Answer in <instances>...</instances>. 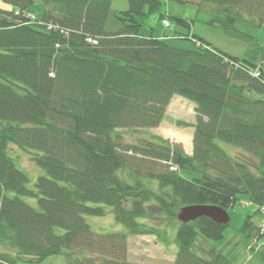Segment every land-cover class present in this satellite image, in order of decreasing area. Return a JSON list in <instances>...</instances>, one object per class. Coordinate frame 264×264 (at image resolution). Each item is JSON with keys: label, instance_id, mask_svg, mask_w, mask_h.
Returning a JSON list of instances; mask_svg holds the SVG:
<instances>
[{"label": "trees", "instance_id": "1", "mask_svg": "<svg viewBox=\"0 0 264 264\" xmlns=\"http://www.w3.org/2000/svg\"><path fill=\"white\" fill-rule=\"evenodd\" d=\"M1 1L17 11L0 9V264H132L128 236L166 234L149 215L228 212L240 198L264 209V45L242 28L264 27V0H177L210 5L207 23L244 46L238 56L197 37L183 50L140 34L159 0H127L118 13L112 0H37L39 19L26 14L35 0ZM175 95L195 105V123L178 122L194 129L191 154L158 136L122 142L120 130L159 126ZM11 145L34 153L44 174L32 187ZM108 212L112 232L85 220ZM229 226L179 222L173 264H236L234 248L215 245ZM240 231L264 240L249 216ZM257 252L264 262V244Z\"/></svg>", "mask_w": 264, "mask_h": 264}, {"label": "rangeland", "instance_id": "2", "mask_svg": "<svg viewBox=\"0 0 264 264\" xmlns=\"http://www.w3.org/2000/svg\"><path fill=\"white\" fill-rule=\"evenodd\" d=\"M159 1L161 2L160 10L144 20L140 27V34L144 36L152 35L160 39L162 36H165L168 38L165 40L169 45L183 50L196 49L195 43L197 41L194 38L197 37L204 39L213 47L229 54L237 56L242 54L244 50L243 45L225 36L219 28L212 27L207 23L210 19V10L212 8L210 5H199L194 2H181L177 0ZM111 8L117 13L124 11L127 9V0H112ZM0 9L4 11H17L16 7L1 0ZM41 13L42 7L37 0L26 10V14L36 19L41 17ZM159 14L181 18L188 22L189 27L180 24L173 18L165 17L171 24L169 28H165ZM242 28L257 36L260 43L264 45V27L256 30L244 26ZM259 98L264 100V95H260ZM192 104V102L175 95L167 108L164 121L161 125L156 128L142 129L135 133L128 130H120V134L123 137L122 142L136 144L138 139L151 140L152 136H158L167 139L170 143L180 144L187 154H191L194 129L191 126H181L178 122L195 123L196 115L191 108ZM220 146L228 153L231 152L232 155L236 154L247 160L251 165V170L256 172L255 165L257 163L248 154L240 150H232L230 146L224 143H220ZM10 150L18 162V168L27 173L30 179L29 187H32L36 178L44 174L32 161L34 153L24 151L13 145L10 146ZM23 200L36 207L34 200L26 197H23ZM150 205L153 206V203H150ZM91 206L96 205L91 204ZM256 209V206L248 203L244 198H240L234 207L228 209L230 213V226L224 231V240L215 243L217 248L224 251L234 248L236 252V264H264L257 252L264 244V240H257L252 236L248 237L244 232L240 231L244 220L249 216L251 222L256 227H259V232L263 233L261 229L264 228V213L261 211L256 212ZM149 217L144 222L165 230L166 234H162L161 239H157L154 235L128 236V240L126 239V249L129 257L127 258L126 256V258L133 264H173L177 252L174 237L179 221L177 219L167 220L162 214L157 215L155 219L151 218V215ZM111 219L113 217L110 212L101 218L85 216V220L93 230L102 232H112L118 229L116 228L117 223ZM120 230L125 231L121 225ZM156 242L163 245L165 249L160 247L159 244L155 247ZM158 247L165 252L156 249ZM56 262L64 263L65 257L63 255L53 256L39 264H55Z\"/></svg>", "mask_w": 264, "mask_h": 264}, {"label": "water", "instance_id": "3", "mask_svg": "<svg viewBox=\"0 0 264 264\" xmlns=\"http://www.w3.org/2000/svg\"><path fill=\"white\" fill-rule=\"evenodd\" d=\"M200 217H206L220 225H227L230 221L227 211L216 205H186L181 207L176 215L181 223H188Z\"/></svg>", "mask_w": 264, "mask_h": 264}, {"label": "crops", "instance_id": "4", "mask_svg": "<svg viewBox=\"0 0 264 264\" xmlns=\"http://www.w3.org/2000/svg\"><path fill=\"white\" fill-rule=\"evenodd\" d=\"M173 98H174V96L172 97V99H171L169 105L171 104ZM169 105H168V106H169ZM167 108H168V107H167ZM191 108L194 110L195 105L192 104ZM164 117H165V116H164ZM163 121H164V118H163V120L161 121V123H160L159 125H161ZM191 128H192V127H191ZM96 220H97V219H96ZM98 220H99V219H98ZM127 240H128V237H127ZM127 242H128V241H127ZM127 244H128V243H127ZM158 244H159V243L156 242V243H155V247H156ZM159 246L165 249V247H164L163 245H160V244H159ZM156 249L159 250L160 248L158 247V248H156ZM160 251H161V252H165V251L162 250V249H160ZM128 257H129V255H128V253H127V258H128ZM127 261L130 262L129 259H127ZM130 263H132V262H130ZM55 264H65V262H64V263H63V262H60V263H59V262H56ZM132 264H133V263H132Z\"/></svg>", "mask_w": 264, "mask_h": 264}, {"label": "built area", "instance_id": "5", "mask_svg": "<svg viewBox=\"0 0 264 264\" xmlns=\"http://www.w3.org/2000/svg\"><path fill=\"white\" fill-rule=\"evenodd\" d=\"M162 24H163L164 27H168L169 26V22L167 20H163ZM255 76L257 77L258 73H255Z\"/></svg>", "mask_w": 264, "mask_h": 264}]
</instances>
